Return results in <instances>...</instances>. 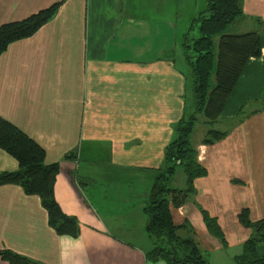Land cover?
Masks as SVG:
<instances>
[{
  "label": "crops",
  "instance_id": "0c3cea01",
  "mask_svg": "<svg viewBox=\"0 0 264 264\" xmlns=\"http://www.w3.org/2000/svg\"><path fill=\"white\" fill-rule=\"evenodd\" d=\"M61 1L0 0V26ZM240 3L241 27L230 33L259 32L262 54L247 63L215 124L226 136L204 145L206 133L193 144L207 174L172 210L175 224L193 229L210 264H237L253 235L239 220L242 211L254 223L264 219V0ZM153 24L134 16V0H65L34 36L1 55L0 117L42 146L47 164H60L55 198L78 219L80 234L59 235L39 196L3 185L0 251L42 264H168L147 258L154 245L144 206L176 134L184 90L181 82L172 85L177 74L169 59L156 53L169 43L171 26L157 23L156 37ZM17 170L0 148V174ZM87 187L100 188L98 206ZM201 209L217 220L226 244L209 232ZM133 215L134 227L127 224Z\"/></svg>",
  "mask_w": 264,
  "mask_h": 264
},
{
  "label": "trees",
  "instance_id": "16d2710c",
  "mask_svg": "<svg viewBox=\"0 0 264 264\" xmlns=\"http://www.w3.org/2000/svg\"><path fill=\"white\" fill-rule=\"evenodd\" d=\"M207 1V10L200 14L192 27L193 29L199 24L200 37L193 43L184 45L194 78L195 110L188 118L183 117L176 123L177 137L165 150V165L158 169L144 206L146 231L154 245L147 258L152 261L165 260L168 264H210L194 238L193 229L187 223L175 224L172 210L181 208L194 196V181L207 174L198 161V153L192 143L198 114H204L205 123L211 127L203 140L204 145L213 144L225 137L226 132L213 127L247 63L262 54L259 32H225L230 24L243 16L240 0ZM64 2L65 0L56 3L21 21L0 26V57L12 43L34 36L56 16ZM218 35L221 38L216 53L214 38ZM214 72L216 82L212 85L211 77ZM0 148L18 163L17 171L0 174V186L18 185L27 195L39 196L48 212L50 226L61 236L77 238L80 234L78 219L64 213L55 198L60 164H47L46 150L2 117ZM178 169L185 174V189L170 186ZM201 212L209 232L226 244L217 220L203 209ZM239 220L244 227L253 231V235L244 243L242 254L235 258L236 263L264 264V253H260V248L264 245V219L254 223L250 220L249 211L244 210L240 213ZM180 229H187L188 236L181 237L178 234ZM0 258L9 264H42L11 250L0 251Z\"/></svg>",
  "mask_w": 264,
  "mask_h": 264
},
{
  "label": "rangeland",
  "instance_id": "374dc122",
  "mask_svg": "<svg viewBox=\"0 0 264 264\" xmlns=\"http://www.w3.org/2000/svg\"><path fill=\"white\" fill-rule=\"evenodd\" d=\"M207 0H134V16L135 14L138 17H142L143 20L154 23L155 36L157 37L158 31L161 30V25L157 23L169 24L171 28H166V37L169 39V43L158 44L159 48H156V53L159 51V55L169 59L172 63V71L177 75H172V85L181 82L183 83L182 93V104L183 107L181 111V118H188L193 114L195 110V97L193 91V74L192 67L189 63V58L187 56L185 44H191L194 40L200 37L199 33V24H195V20L200 16V14L207 10ZM240 18L235 20L230 24L225 31L230 33L232 31H237L241 27L239 24ZM244 20H242V23ZM243 25H247L244 23ZM248 30V29H246ZM188 37V38H187ZM221 36L218 35L214 38V49L217 53L219 41ZM161 40L158 38V43ZM157 44H154V46ZM156 47V46H155ZM192 55V52L191 54ZM195 59V58H194ZM216 82L215 72L212 74L211 83L212 85ZM247 112V110H245ZM176 114L173 110L172 118ZM198 120L195 125V130L192 136V143L194 144L196 140L204 136L209 130L210 126L205 123L206 118L204 114H198ZM180 118V119H181ZM179 119V120H180ZM178 120V121H179ZM177 121V122H178ZM176 126V125H175ZM214 129H220L219 126L215 125ZM177 137V134L174 135L173 140ZM81 178V177H80ZM185 175L183 170L178 169L177 174L173 178L170 186L172 188H184L185 187ZM104 190V189H102ZM112 192H115L116 189H111ZM100 188H88L86 193L92 201L98 206V200ZM123 216V214H120ZM127 224H130L134 227V215L132 218H127ZM179 235L182 232H178Z\"/></svg>",
  "mask_w": 264,
  "mask_h": 264
}]
</instances>
